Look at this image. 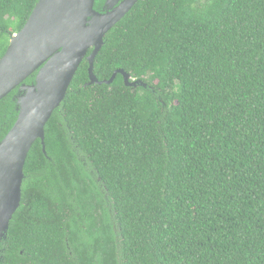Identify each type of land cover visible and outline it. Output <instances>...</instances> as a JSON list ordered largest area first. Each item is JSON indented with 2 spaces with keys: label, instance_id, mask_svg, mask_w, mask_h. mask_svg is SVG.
<instances>
[{
  "label": "trees",
  "instance_id": "obj_1",
  "mask_svg": "<svg viewBox=\"0 0 264 264\" xmlns=\"http://www.w3.org/2000/svg\"><path fill=\"white\" fill-rule=\"evenodd\" d=\"M38 2L0 0V59ZM117 70L147 87L83 61L0 264H264V0H140L95 60Z\"/></svg>",
  "mask_w": 264,
  "mask_h": 264
},
{
  "label": "water",
  "instance_id": "obj_2",
  "mask_svg": "<svg viewBox=\"0 0 264 264\" xmlns=\"http://www.w3.org/2000/svg\"><path fill=\"white\" fill-rule=\"evenodd\" d=\"M139 1L39 0L23 29L12 36L0 59V102L18 89V118L0 143V242L21 205L28 155L38 140L47 153L46 126L65 102L83 61L89 62V85H111L120 74L127 87H147L124 70L105 81L94 73L107 34Z\"/></svg>",
  "mask_w": 264,
  "mask_h": 264
}]
</instances>
